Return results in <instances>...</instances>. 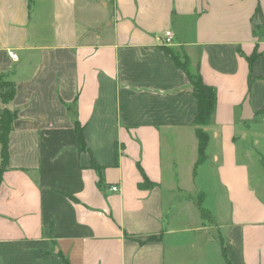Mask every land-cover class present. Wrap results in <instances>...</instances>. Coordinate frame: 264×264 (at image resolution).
Masks as SVG:
<instances>
[{
  "label": "crops",
  "instance_id": "crops-1",
  "mask_svg": "<svg viewBox=\"0 0 264 264\" xmlns=\"http://www.w3.org/2000/svg\"><path fill=\"white\" fill-rule=\"evenodd\" d=\"M167 31L217 91L199 166ZM0 77V264H264V0H0Z\"/></svg>",
  "mask_w": 264,
  "mask_h": 264
},
{
  "label": "trees",
  "instance_id": "trees-1",
  "mask_svg": "<svg viewBox=\"0 0 264 264\" xmlns=\"http://www.w3.org/2000/svg\"><path fill=\"white\" fill-rule=\"evenodd\" d=\"M163 49L172 57L177 67L185 73L197 102V114L193 120V126L198 140V160L196 166H199L207 159L206 149L209 144L210 136L206 128L214 122L217 106V91L214 87L208 86L204 83L199 64L196 67H193L186 54L179 53L175 49L168 46H163ZM257 58L258 54L255 52L252 57L248 58V60L250 64H252ZM15 94V84L0 77V101L4 104H9L14 100ZM16 117V111L8 108L0 110V184L2 174L7 170L9 165V137ZM75 129L79 138V148L80 150H85L86 144L83 136V129L77 121L75 122ZM92 166L97 168V165L95 164ZM152 186L153 184L147 179H145L144 184H140V187L142 188H150ZM198 208L200 209L202 215H205V211L201 205H198ZM155 240H157L156 237H150L148 239L149 242H153ZM224 256H226L225 253ZM226 261L227 264H230L227 258ZM66 264H69L68 260H66Z\"/></svg>",
  "mask_w": 264,
  "mask_h": 264
},
{
  "label": "rangeland",
  "instance_id": "rangeland-1",
  "mask_svg": "<svg viewBox=\"0 0 264 264\" xmlns=\"http://www.w3.org/2000/svg\"><path fill=\"white\" fill-rule=\"evenodd\" d=\"M179 53H181V52H179ZM255 173L256 172H254V174ZM210 186H211V188H210ZM210 186L206 187L209 190V194H208V200H207L208 203H206L205 206L207 209L212 210L211 206H214L213 203L215 202V200L218 198V200L220 201L221 192L217 188L214 187V180L213 179H212V184ZM222 214H223V212H222ZM209 221H210V218L206 221V223L207 222L209 223Z\"/></svg>",
  "mask_w": 264,
  "mask_h": 264
},
{
  "label": "water",
  "instance_id": "water-1",
  "mask_svg": "<svg viewBox=\"0 0 264 264\" xmlns=\"http://www.w3.org/2000/svg\"><path fill=\"white\" fill-rule=\"evenodd\" d=\"M254 116V112L250 105V97L248 96L243 105L242 120L247 121L251 120Z\"/></svg>",
  "mask_w": 264,
  "mask_h": 264
},
{
  "label": "built area",
  "instance_id": "built-area-1",
  "mask_svg": "<svg viewBox=\"0 0 264 264\" xmlns=\"http://www.w3.org/2000/svg\"><path fill=\"white\" fill-rule=\"evenodd\" d=\"M172 39H173V35L170 31H167L165 33V42H164V45L165 46H170L172 44ZM10 56L12 59H16L17 56L14 54V53H10ZM111 191H117L118 190V187L117 186H112L110 188Z\"/></svg>",
  "mask_w": 264,
  "mask_h": 264
}]
</instances>
